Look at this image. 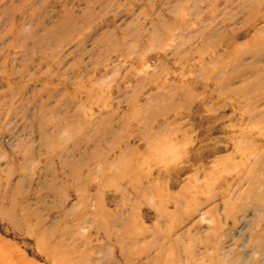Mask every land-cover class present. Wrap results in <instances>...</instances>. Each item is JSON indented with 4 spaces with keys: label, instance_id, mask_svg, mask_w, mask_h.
I'll list each match as a JSON object with an SVG mask.
<instances>
[{
    "label": "rangeland",
    "instance_id": "obj_1",
    "mask_svg": "<svg viewBox=\"0 0 264 264\" xmlns=\"http://www.w3.org/2000/svg\"><path fill=\"white\" fill-rule=\"evenodd\" d=\"M0 264H264V0H0Z\"/></svg>",
    "mask_w": 264,
    "mask_h": 264
}]
</instances>
